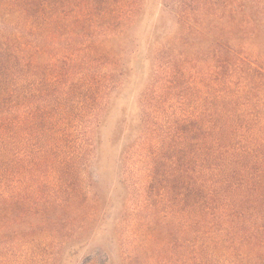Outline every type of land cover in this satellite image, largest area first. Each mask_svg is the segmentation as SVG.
<instances>
[{
	"label": "trees",
	"instance_id": "trees-1",
	"mask_svg": "<svg viewBox=\"0 0 264 264\" xmlns=\"http://www.w3.org/2000/svg\"><path fill=\"white\" fill-rule=\"evenodd\" d=\"M101 168L126 191L118 255L85 264H264V0H0V264L50 262L26 219Z\"/></svg>",
	"mask_w": 264,
	"mask_h": 264
},
{
	"label": "rangeland",
	"instance_id": "rangeland-1",
	"mask_svg": "<svg viewBox=\"0 0 264 264\" xmlns=\"http://www.w3.org/2000/svg\"><path fill=\"white\" fill-rule=\"evenodd\" d=\"M160 15L156 8L152 9L147 6L145 15H143L144 17L139 25L130 32V36L135 40L132 45L141 40L140 48L143 52H146V44L152 32L151 26L156 24L154 22H157L158 27L161 26L163 16ZM147 70L148 64L146 63L144 67L145 77ZM134 85L135 82L132 80L131 87L124 91L118 100L114 102L110 118L101 131L105 141L110 137L118 121L125 120V125L121 121L123 128L131 126L129 121L135 118L136 114V106H133L131 101L134 100L133 98L139 92V89L135 88ZM130 132L132 134V131ZM130 132L129 134L126 132V141L131 140ZM120 144L117 150L121 148ZM117 150L115 151V157L118 154ZM103 154L102 163L105 166L110 165L113 160L112 154L108 153V151ZM105 156H108L107 160H105ZM117 171V169L115 171L102 168L99 170L92 169L87 174V181L83 186L84 196L79 202L78 200L70 199L67 190V196L65 195L64 197L59 194V196L51 200L53 204L49 210L45 211L44 207L41 206L43 213H40L42 215L45 214L46 217L44 220L49 219L46 224H44V220L40 219L43 218L42 215L36 211L32 212L31 218L28 217L26 219L25 224L28 226L36 224L39 234L42 236L50 233L55 237L44 248L46 254H53L54 257L50 259V262H46L44 258L41 263L85 264L88 260L87 258L92 259V261L102 262L104 260L103 252L105 251L111 254L113 260L117 259L118 249L115 240H117L119 228H117L116 224L117 221L123 218L125 206L122 200L126 196L123 185L117 182L120 179ZM95 200L96 205H94ZM94 214H97L96 217ZM99 252L101 253L100 256L98 255ZM55 257L56 259L54 260Z\"/></svg>",
	"mask_w": 264,
	"mask_h": 264
}]
</instances>
